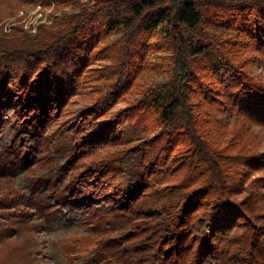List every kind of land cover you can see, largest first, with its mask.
Here are the masks:
<instances>
[{
    "label": "trees",
    "instance_id": "16d2710c",
    "mask_svg": "<svg viewBox=\"0 0 264 264\" xmlns=\"http://www.w3.org/2000/svg\"><path fill=\"white\" fill-rule=\"evenodd\" d=\"M89 1L0 0V248L24 238L5 264H37V220L94 237L70 264H264V0ZM24 6L52 24L24 30ZM149 50L170 79L111 115Z\"/></svg>",
    "mask_w": 264,
    "mask_h": 264
},
{
    "label": "rangeland",
    "instance_id": "374dc122",
    "mask_svg": "<svg viewBox=\"0 0 264 264\" xmlns=\"http://www.w3.org/2000/svg\"><path fill=\"white\" fill-rule=\"evenodd\" d=\"M85 6L90 5L89 0H81ZM66 12L77 11L74 7H67L64 9ZM17 15L14 21H18V25L23 26L24 30H35L39 24H52V18L50 16L51 8L41 9L40 7L24 6L17 11ZM61 11L56 12V16H60ZM208 30L223 34L225 41L234 42V33H224L223 30L216 26L207 25ZM228 34V35H227ZM112 39H114L112 37ZM153 39L152 41H154ZM228 46V45H227ZM230 47V46H229ZM168 53L165 51H153L149 50L146 56V62L142 65V70L136 81V87L132 90L131 94L126 96L124 100L118 102L111 110V115H114L119 110L126 108L127 104L132 100L138 99L141 93L156 87L160 84L168 82L171 73L168 65ZM249 57H254L252 53L248 54ZM110 61H99L90 65L92 70H102L105 66H109ZM248 71L251 76L256 78L264 86V62L253 63L248 67ZM203 82L207 80L202 77ZM90 92L88 89L87 93ZM86 102L82 100H75L69 107L67 115L69 118H73L74 114L81 107L85 106ZM224 123L228 120L222 119ZM254 128V137L258 140V152L264 153V131L258 127ZM230 139V137H228ZM264 178V173L258 174ZM25 185L24 175H20L17 181V186L23 188ZM39 224L40 229L36 232L35 237L37 239V249L41 253L38 255L37 264H70L72 259L77 255H82L94 247V237L82 230L77 229H56L47 228L42 225L40 220L36 221ZM24 238H20L18 242H8L4 248H0V264L11 262L15 259V251L13 248L15 245H23ZM11 247V249H10ZM19 252H22L19 250Z\"/></svg>",
    "mask_w": 264,
    "mask_h": 264
}]
</instances>
